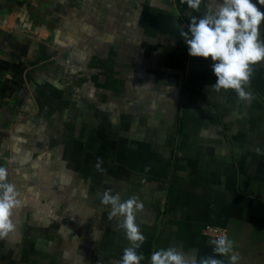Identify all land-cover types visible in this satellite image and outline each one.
Returning a JSON list of instances; mask_svg holds the SVG:
<instances>
[{"label":"crops","instance_id":"obj_1","mask_svg":"<svg viewBox=\"0 0 264 264\" xmlns=\"http://www.w3.org/2000/svg\"><path fill=\"white\" fill-rule=\"evenodd\" d=\"M219 2L0 0V167L22 200L0 264H117L129 242L108 190L144 205L141 264L168 247L229 264L207 226L237 264H264V61L249 103L211 89L213 62L180 35Z\"/></svg>","mask_w":264,"mask_h":264},{"label":"clouds","instance_id":"obj_2","mask_svg":"<svg viewBox=\"0 0 264 264\" xmlns=\"http://www.w3.org/2000/svg\"><path fill=\"white\" fill-rule=\"evenodd\" d=\"M257 2L264 5V0ZM180 3L186 4L193 12H199L203 0H180ZM262 24L264 12L252 0H221L215 11L205 12L199 19L192 16L188 30H181L180 35L187 45L189 56L204 60L210 58L213 62L212 71L216 83L211 89L218 93L221 90H232L240 100L250 103L253 93L246 89L250 87L253 66L264 61V39L260 37ZM256 151L260 153L259 148ZM102 163V160L97 159L95 164V168L101 172L104 171ZM20 197L16 185L8 179L7 170L0 167V240L8 238L17 230L13 217L21 207ZM101 204L110 206L109 220L120 218L119 227L129 242L117 264H141L144 256L138 250L146 237L136 223V218L143 210V203L135 196L122 201L119 193L113 195L108 190L103 193ZM211 243L216 256L228 257L229 264H237L240 257L227 235ZM150 264H196V261L175 247H168L154 251ZM200 264H224V261L207 257Z\"/></svg>","mask_w":264,"mask_h":264},{"label":"built area","instance_id":"obj_3","mask_svg":"<svg viewBox=\"0 0 264 264\" xmlns=\"http://www.w3.org/2000/svg\"><path fill=\"white\" fill-rule=\"evenodd\" d=\"M205 235L217 239L220 236L227 235V231L225 229L215 227V226H207L204 231Z\"/></svg>","mask_w":264,"mask_h":264},{"label":"flooded vegetation","instance_id":"obj_4","mask_svg":"<svg viewBox=\"0 0 264 264\" xmlns=\"http://www.w3.org/2000/svg\"><path fill=\"white\" fill-rule=\"evenodd\" d=\"M49 51L51 53V50H49ZM40 60H42V59H40ZM57 63L58 64L54 63L52 65H46L48 72L51 73V75L52 74H54V75H65V70H64L62 64L60 63V65H59V62H57ZM60 216H61L60 219H62V217H64V214L60 213Z\"/></svg>","mask_w":264,"mask_h":264},{"label":"water","instance_id":"obj_5","mask_svg":"<svg viewBox=\"0 0 264 264\" xmlns=\"http://www.w3.org/2000/svg\"><path fill=\"white\" fill-rule=\"evenodd\" d=\"M41 61H43V60H40L39 62H41ZM58 62V61H57ZM57 62H55L56 64H58ZM59 65H60V61H59Z\"/></svg>","mask_w":264,"mask_h":264}]
</instances>
